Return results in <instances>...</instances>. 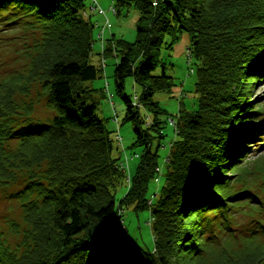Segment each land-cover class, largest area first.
Here are the masks:
<instances>
[{
  "label": "trees",
  "instance_id": "obj_1",
  "mask_svg": "<svg viewBox=\"0 0 264 264\" xmlns=\"http://www.w3.org/2000/svg\"><path fill=\"white\" fill-rule=\"evenodd\" d=\"M117 1L119 8L140 10L138 37L134 43L109 42L105 53L123 46L115 85L127 103L125 119L139 125L136 142H146L120 200L114 189L125 173L97 113L104 88L87 85L101 69L91 63L95 24L81 14L84 0H0V24L25 28L33 37L25 69L0 83V190L18 200L23 214L22 222L9 218L8 229L0 224V264H184L187 258L205 264L209 244L221 237L213 220L227 200L247 195L235 196L227 179L247 150L263 146L254 143L263 141L264 107L251 88L264 79V0ZM183 31L191 35L198 101L174 116L171 163L151 198L147 191L159 163L147 131L166 135L153 95L175 85L157 58L165 35L175 41ZM128 76L143 86L139 102L123 95ZM142 105L155 113L151 124ZM37 106L53 116L46 118ZM125 204L150 209L155 217L153 250L122 236ZM262 224L260 240L238 255L248 256L244 264H264ZM14 231L21 234L16 243Z\"/></svg>",
  "mask_w": 264,
  "mask_h": 264
},
{
  "label": "rangeland",
  "instance_id": "obj_2",
  "mask_svg": "<svg viewBox=\"0 0 264 264\" xmlns=\"http://www.w3.org/2000/svg\"><path fill=\"white\" fill-rule=\"evenodd\" d=\"M84 2L85 7L81 14L95 24L91 63L101 69L100 76L88 81L87 85L97 89L104 88L98 102L97 113L105 119L106 126L111 131V137L114 139L113 155L120 157L118 165L125 173L122 181L114 189L117 199L120 200L129 190L131 176L146 152V142L144 140L136 142L138 137L136 127L139 125L136 120L125 119L127 103L117 92L115 85V68L121 58L123 46L119 43L116 51L107 53L105 49L109 42L115 40L119 42V39L134 43L138 37L141 13L134 6L119 8L117 0H84ZM25 30L22 27L11 29L4 22L0 24V83L9 77L11 72L23 71L26 67L28 62L26 45L33 37ZM190 38V33L186 31L181 32L175 41L171 36L165 35V43L157 58L158 68L162 70L165 63L166 73L174 77L175 85L170 90L157 91L153 95V101L159 102L161 106L158 118L164 122L161 130L166 135L160 139L155 137L160 133L158 130L147 131L154 136L152 149L157 153L156 159L159 163L147 191V196L151 198L156 197L165 183L166 168L171 163L177 137L175 125L168 119L171 115L176 116L181 109H193L198 101L195 88L196 65L192 63V53L189 54ZM171 42L173 47H167ZM159 69L157 73L160 72ZM142 93L143 86L136 83L133 76L126 77L123 95L131 96L132 100L139 102L138 95L142 96ZM251 94L257 104L264 107V79L251 88ZM140 109L142 116H146L147 124H151L155 113L147 106L142 105ZM37 112L43 113L46 118L53 116V112L44 110L42 106H37ZM261 118L263 119L260 121L262 126L260 134L263 141L257 139L254 144L260 142L263 146L254 145L247 150L249 155L246 159L228 173L227 181L231 192L235 196L242 193L247 195L237 200H227L224 212L213 220L211 228L221 237L209 244V257L205 264H244L248 256L244 258L238 255L246 253L247 246L250 247L251 242L257 243L260 240V229L257 226L259 222L264 226V117ZM142 126L146 131L144 123ZM160 141L162 144L159 146ZM17 201L16 198L12 200L4 197L0 190V224L3 228L8 229L9 218L20 217L22 222V207ZM123 206L121 223L125 231L122 232V236L145 250H153L156 219L150 209L136 210L132 205ZM13 235L14 243L21 240L20 233L14 231ZM262 237L264 241V235ZM259 243H263L262 240ZM260 248L262 250L259 254L263 256L264 247ZM188 259L184 260L186 261L184 264H195V261L189 263Z\"/></svg>",
  "mask_w": 264,
  "mask_h": 264
},
{
  "label": "built area",
  "instance_id": "obj_3",
  "mask_svg": "<svg viewBox=\"0 0 264 264\" xmlns=\"http://www.w3.org/2000/svg\"><path fill=\"white\" fill-rule=\"evenodd\" d=\"M189 51H190V49H189ZM189 54H191V51L189 52ZM192 71H193V68H192ZM171 123H175V118L173 117V115H171L170 117H169V119H168Z\"/></svg>",
  "mask_w": 264,
  "mask_h": 264
}]
</instances>
